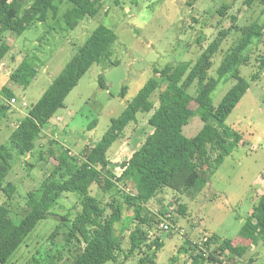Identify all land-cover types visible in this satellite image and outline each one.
Here are the masks:
<instances>
[{"label":"rangeland","instance_id":"obj_1","mask_svg":"<svg viewBox=\"0 0 264 264\" xmlns=\"http://www.w3.org/2000/svg\"><path fill=\"white\" fill-rule=\"evenodd\" d=\"M21 1L24 8L34 2ZM245 1L105 0L96 16L80 20L74 29L65 28L62 15L67 5H63L56 19L50 17L47 22L36 23L20 35L7 32L5 38L11 51L0 68V104H9L11 108L7 116H2L0 120V144L8 142L20 118L40 99L99 25L111 27L118 34L112 56L105 62L92 65L81 78L66 98L65 106L56 112L43 129L34 152L15 155L13 168L4 184L11 181L17 190L9 199L0 189V205L6 204L12 210V219L8 223L20 221L21 217L18 216L25 206L27 193L37 189L57 163L55 155L60 147L68 148L72 154L80 156L86 147L96 144L108 130L112 119L123 112L128 102L152 76L154 66L162 68L166 64L184 60L195 62L219 31L232 25V15L235 14L237 27L230 30L220 50L214 54L209 69L210 77L219 78L218 67L241 37V28L253 23L258 28L264 22V4L257 1L249 6ZM26 55L32 57L38 68L37 76L29 85L10 77L12 70ZM116 60L117 64L112 63ZM260 66H264V38L254 48L249 65L241 67L248 88L225 119L226 124L242 134L243 140L224 158L204 189L188 194L166 187L146 205L144 215L151 223L161 219L170 225L166 230L160 222L150 229L152 238L160 236L165 242L158 252L156 264H192L190 254L181 250L183 245L189 246L186 239L201 242L212 233L230 238L235 244H251V250L242 258V262L237 259L238 264H264V245L253 244L241 234L253 205L264 194V69H260ZM254 74L259 77L253 79ZM100 76L104 77L107 89L101 87ZM234 83L233 79L219 81L211 96L215 106L219 105ZM123 86L128 88L125 96L121 94ZM197 86L198 82H195L189 92L195 94ZM3 87L14 92L17 102L13 103L12 99L2 94ZM181 94L177 87H163L162 100L156 99L149 113L138 114L137 122L131 123L122 137L114 142L108 157L115 161L129 156ZM95 119L96 125L89 129V124ZM203 125L197 110L183 127V134L193 137ZM41 152L48 160L41 159ZM115 172L119 174L117 169ZM90 189L94 197H103L96 183ZM125 191L135 192V189L130 184ZM111 193L116 194L114 191ZM117 196L119 203H122L123 198ZM180 204L186 206L185 214L179 211ZM80 208L77 193H64L51 208V214L38 222L7 264H31L37 248L60 224L62 216L70 213L73 218ZM125 213L130 215L132 211L126 210ZM121 226L122 223L118 224V227ZM128 227L123 234L125 249L130 247L129 234L135 223H130ZM142 256L135 253L124 264H137ZM251 258L254 260L250 261ZM121 259H124V254ZM224 264H229L226 258Z\"/></svg>","mask_w":264,"mask_h":264},{"label":"trees","instance_id":"obj_2","mask_svg":"<svg viewBox=\"0 0 264 264\" xmlns=\"http://www.w3.org/2000/svg\"><path fill=\"white\" fill-rule=\"evenodd\" d=\"M104 1L34 0L33 4L24 8L21 0H0V68L11 51L5 38L7 32L20 35L36 23L47 22L50 17L56 19L63 5H67L62 15L65 28L74 29L80 20L96 16ZM257 1L264 4V0H246L245 3L250 6ZM236 21L237 15L233 14L232 25L221 29L195 62L184 60L166 64L162 68L154 66L152 76L123 112L112 119L103 137L90 148L86 147L80 156L60 147L55 155L57 163L40 186L27 193L18 223L13 220L9 224L12 210L6 204L0 205V264H7L38 222L51 214V208L66 192L78 194L81 208L73 218L70 213L62 216L60 224L37 248L31 264H124L135 253L144 255L137 264H156L158 252L165 242L160 236L152 238L150 229L155 223L162 222L166 230L170 225L161 219L151 223L144 215L146 205L166 187L188 194L204 189L224 158L243 140L242 134L226 124L225 119L248 88L241 67L249 65L254 48L263 40L264 22L258 28H255L256 23L241 28V37L218 67L219 78L209 76L212 58L220 50L230 30L237 27ZM117 39L118 34L113 28L99 25L40 99L20 118L8 142L0 144V189L9 199L17 186L11 181L4 184V181L13 168L15 155L34 152L43 129L65 106L70 92L92 65L105 62L112 56ZM112 63L117 64L118 61ZM262 68L264 66H260ZM37 74L38 68L32 57L26 55L12 70L10 77L29 85ZM258 74L252 78H258ZM232 79L235 83L215 106L211 96L219 81ZM195 82H198L197 90L191 94L189 89ZM100 85L108 88L103 76H100ZM165 86L177 87L181 96L171 108H167L162 120L146 133L129 156L111 160L108 151L114 142L122 137L131 123L137 122L139 113H149L156 99L162 100ZM127 89V86H123L122 96H125ZM1 92L9 99L16 97L8 87H3ZM10 108L9 104H0V120L2 116H7ZM197 110L204 125L195 136L187 137L183 134V127ZM96 122V119L93 120L89 129ZM51 153L54 155L53 151ZM44 158L48 160L41 152V159ZM116 169L119 174L115 172ZM94 183L103 192L101 199L91 194L90 188ZM130 184L135 192L125 191ZM112 191L116 194H112ZM117 195L123 198L122 203H119ZM126 210L132 213L126 215ZM179 211L185 214L186 206L180 204ZM121 223L122 226L118 227ZM130 223H135V227L129 234L130 247L125 249L123 234ZM241 234L253 244L264 245V194L253 205ZM186 240L189 246L183 245L181 250L190 254L192 264H224L225 258L229 264H238L237 259L242 262V258L251 250V244H235L232 239L217 233L210 234L201 242ZM122 254L124 259H121Z\"/></svg>","mask_w":264,"mask_h":264},{"label":"built area","instance_id":"obj_3","mask_svg":"<svg viewBox=\"0 0 264 264\" xmlns=\"http://www.w3.org/2000/svg\"><path fill=\"white\" fill-rule=\"evenodd\" d=\"M12 102L14 103V102H17V98H15V97H13L12 98ZM166 228H167V226H165Z\"/></svg>","mask_w":264,"mask_h":264}]
</instances>
